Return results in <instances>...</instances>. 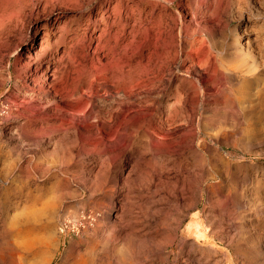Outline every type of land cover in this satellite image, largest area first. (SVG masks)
<instances>
[{"label":"rangeland","instance_id":"1","mask_svg":"<svg viewBox=\"0 0 264 264\" xmlns=\"http://www.w3.org/2000/svg\"><path fill=\"white\" fill-rule=\"evenodd\" d=\"M51 1L50 15L38 17L33 48L39 49L44 34L41 28L47 20L57 25L58 18L60 27L67 24L66 42L73 48L65 50L57 28L50 32L48 42L72 71L76 68L70 71L72 78L80 63L87 64L82 55L108 54L113 48L110 36L120 28L128 31L124 8L121 23L102 31L95 22L101 15L102 0ZM110 1L114 5L118 0ZM131 1L138 0H122V6ZM44 3L32 0L24 14ZM167 8L169 13L177 8L183 15L188 26L185 36L194 31L187 10L197 13L202 29L193 39V56L199 54V61L207 67L201 77L211 81L207 107L202 116L198 109L192 113L188 107L184 114L174 108L172 93L179 82L173 79L164 97L163 128L152 130V135L168 150H179L161 161L174 167L167 177L171 183L181 175L186 186H179L176 197L159 191L138 202L148 203L154 216L137 215L139 210L134 207L123 221L126 179L135 163L147 166L152 157L143 149L129 154L100 143L85 147L90 154L74 158L64 170L54 159H38L53 151L57 140L48 143L50 137L65 133L61 116L55 114L58 98L52 92L43 94L39 87L30 90L28 77L33 66L26 83L16 80V72L28 56L23 46L26 41L22 42L28 16L15 27L0 26V264H87L89 260L90 264H120L121 256L130 264H264V0H173ZM142 9L145 15L149 7ZM87 19L92 21L89 26ZM236 30L242 40L238 44L231 38ZM127 43L125 40L123 45ZM176 64L185 71L191 62L184 54ZM221 64L232 73H223ZM197 76L195 72L191 79L181 80L194 82ZM39 133L44 135L40 149L32 139ZM191 140L194 144L189 146ZM107 164L109 176L104 181L99 175ZM46 169L51 171L43 176L40 171ZM80 172L91 181L98 177L99 188L90 189L76 179L74 175ZM116 176L118 185L113 187ZM130 196L146 195L134 185ZM83 212L98 215L88 223L91 229L78 236L58 235L62 216L77 218ZM119 221L121 225L114 228ZM133 223L134 229L130 227ZM196 225L204 230L202 238L194 234ZM113 228L117 236L111 246L118 258L108 263L106 238ZM169 234L172 241L166 242ZM124 236L133 242L126 244Z\"/></svg>","mask_w":264,"mask_h":264},{"label":"bare ground","instance_id":"2","mask_svg":"<svg viewBox=\"0 0 264 264\" xmlns=\"http://www.w3.org/2000/svg\"><path fill=\"white\" fill-rule=\"evenodd\" d=\"M31 1L0 0V26L2 28L5 26L8 28L15 27L17 24L23 23L25 21L24 17L28 16V19L26 18L28 28L22 41H26L23 46L28 56L26 62L16 72V80L20 83H26L29 79L30 90L39 87L43 94L46 95L52 92L58 98L55 114L61 116L62 123L60 127H65V133L62 136L50 137L48 143L57 140L53 151L49 155H44L38 159L43 160L46 157L54 159L53 163H57L60 170H64L63 166L74 158L89 155L90 153L85 151V147L89 145L96 146L102 143L107 149L120 147L125 153L129 154L131 151L143 149V153L152 157V161L150 160L147 166L140 165L138 161L128 175L126 179L127 186L124 187L127 196L124 198L122 221L126 216L132 214L134 207L139 210L136 213L137 215L146 216L147 218L154 216L155 213L151 212L152 208L148 206V203L139 205L138 202L147 200L148 195H156L159 191H165L169 197H176L179 186L183 188L186 186L185 178L181 175L175 177L174 182L171 183L167 177H169L174 167H169L164 159L161 161V157L169 158L172 156L171 154H177L179 150H168L166 144L152 135V130L163 128L162 116L167 109L164 97L166 91L171 87L173 79L175 78L179 82L175 92L172 93V97L176 99L174 108L183 110L184 114H186V108L188 107L192 113L198 109L199 116H202L207 107L206 102L211 81H205L201 77L207 67L204 66V61L203 64L199 61V54L193 56L195 53L193 50L195 41L193 39L198 30L202 29L197 20V13L193 10H187L190 23L194 21L191 24L194 25V31L190 30L188 32L186 36L190 38L188 37L189 40L187 41L185 33L188 26H186L183 15L177 8H172L171 12H168L167 6L172 5L173 0H138L137 2L131 1L127 6H122V0H118L114 5L111 4L110 0H102L98 11L101 12L100 18L95 20L99 29L102 27L101 30L104 31V29H111L120 24L124 8L126 13L124 21L126 27L128 26V31L125 32L123 28H120L118 32L110 36L113 48L108 54L104 56L92 54V57L82 55L87 64L80 63L81 68L77 71V76L72 78L70 76L72 69L67 66L62 56L57 55V49H50L48 42L50 32L52 29L57 28V30H60L58 40L65 44V50L68 52L70 48H73V45L68 46L69 43L66 42L65 36L68 25L60 27L58 18L55 19L57 25L51 24L47 20L48 22L46 21L41 28L44 30V34L39 49L36 51L33 48V42L39 29L38 17L43 13H48L47 16L50 15L52 1L45 0L43 5L26 15L24 14L25 10L31 5ZM39 1L43 0H37V2ZM144 5L149 7L145 15L142 9ZM91 22L90 19H87V26ZM125 25L122 24L124 27ZM222 29L220 27V32H222ZM237 35L236 30V33L231 36L232 42L236 44L242 41L241 38H237ZM70 40H73V38L71 37ZM125 40H128V43L123 45ZM55 46L57 47V45ZM17 50L14 51L15 55L18 54ZM184 54L191 65L185 71H182L181 65L179 67V64L174 65V63L175 60H180ZM104 59H107V61L104 62ZM32 66L34 69L27 79L28 70ZM221 69L223 73H232V70L223 64H221ZM253 70V68L249 69L251 72ZM195 72L198 73V76L194 82L181 80V77L190 78ZM85 86H87V90L78 94ZM189 91L192 92L190 97L187 96ZM16 130L15 128L10 129L14 132ZM105 131V135H102V132ZM43 138L44 135L40 133L32 138L38 149L44 145ZM193 144V140L188 143L189 146ZM173 162L175 163L176 160ZM109 170L110 165L107 164L101 171L99 178L101 177L104 181H107ZM50 171V169H46L40 172L43 176H48ZM176 172L180 173V171ZM86 175V173L80 172L75 174L74 177L84 184H89L90 189L99 188L98 177L91 181L86 179ZM162 177H165L164 181H162ZM117 185L116 176L113 180V187H117ZM134 185L140 186L146 196H130ZM197 192L198 189H194V193L197 194ZM65 217L69 216L64 215L61 220ZM91 221H84L82 232L85 233L93 227L92 224H88ZM120 222L114 228L119 227ZM130 227L134 229L135 224L133 223ZM114 228L106 238L108 263L118 258L114 247L111 246L117 236V231ZM57 231L60 236H64L66 233V229H60L59 226ZM203 232V228L196 225L194 234L202 238L204 236ZM171 237V234H169L166 237V242H171ZM123 241L128 245L133 242L131 238L126 236L123 237ZM122 258L123 256L118 258L120 264H130L125 260H121ZM90 262L89 260L87 264H90ZM42 264H49V261H43Z\"/></svg>","mask_w":264,"mask_h":264},{"label":"built area","instance_id":"3","mask_svg":"<svg viewBox=\"0 0 264 264\" xmlns=\"http://www.w3.org/2000/svg\"><path fill=\"white\" fill-rule=\"evenodd\" d=\"M96 216L94 212H83L77 218L65 217L59 223V228L66 229L63 237L78 236L84 229V221L92 220ZM98 216V215H97Z\"/></svg>","mask_w":264,"mask_h":264}]
</instances>
